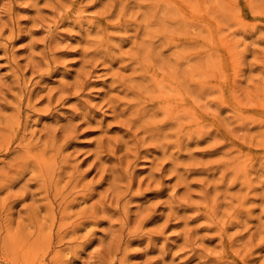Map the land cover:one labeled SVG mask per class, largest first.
<instances>
[{
    "label": "rangeland",
    "instance_id": "rangeland-1",
    "mask_svg": "<svg viewBox=\"0 0 264 264\" xmlns=\"http://www.w3.org/2000/svg\"><path fill=\"white\" fill-rule=\"evenodd\" d=\"M0 264H264V0H0Z\"/></svg>",
    "mask_w": 264,
    "mask_h": 264
}]
</instances>
